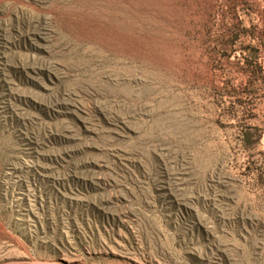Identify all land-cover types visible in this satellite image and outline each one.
<instances>
[{"label":"rangeland","instance_id":"1","mask_svg":"<svg viewBox=\"0 0 264 264\" xmlns=\"http://www.w3.org/2000/svg\"><path fill=\"white\" fill-rule=\"evenodd\" d=\"M0 264H264V0H0Z\"/></svg>","mask_w":264,"mask_h":264}]
</instances>
